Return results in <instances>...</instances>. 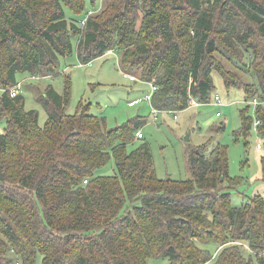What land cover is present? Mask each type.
Returning <instances> with one entry per match:
<instances>
[{"label": "trees", "instance_id": "1", "mask_svg": "<svg viewBox=\"0 0 264 264\" xmlns=\"http://www.w3.org/2000/svg\"><path fill=\"white\" fill-rule=\"evenodd\" d=\"M96 1L0 0V264H264V195L232 206L226 145L190 149L191 177L162 179L136 135L146 120L107 127L82 100L68 113V73L61 94L47 84L37 97L42 126L21 87L11 95L20 75L56 76L74 52L85 64L117 49L125 75L156 86L155 109L210 102L215 72L264 101V0ZM249 106L236 138L252 129ZM254 116L264 174V102ZM110 159L115 173H98Z\"/></svg>", "mask_w": 264, "mask_h": 264}, {"label": "rangeland", "instance_id": "2", "mask_svg": "<svg viewBox=\"0 0 264 264\" xmlns=\"http://www.w3.org/2000/svg\"><path fill=\"white\" fill-rule=\"evenodd\" d=\"M101 2L102 0L96 1L97 8ZM66 12L69 16L70 12L68 10ZM119 55L120 51L114 49L84 64L74 52L70 57L62 59L59 75L38 78L20 75V85L23 80L20 90L24 96L25 109L36 110L39 125H44L47 113L37 101V97L47 84H51L52 88L61 94L64 73H68L71 79V96L66 109L68 113H74L77 102L82 100L91 103L90 114L106 118L107 127L123 124L124 121L136 116L146 120L139 130L151 147L157 177L183 180L190 178L189 150L205 145L207 153L216 146V143H222L227 146L228 175L239 179V183L231 191L232 206L247 202L249 196L254 194L264 195V174L261 172L260 164L263 149H257L259 136L253 127L246 140L236 138L234 135L241 125L239 111L251 101L250 98H244L242 90L237 88L227 90L221 77L215 72L212 75L215 89L208 103H199L195 100L197 103L190 104L184 110L156 109L155 113L151 102L141 101L135 106H129V100L148 93L151 88L136 74H134L136 81L129 80L120 69ZM243 76L244 79H250L246 73ZM215 94L221 99L222 105L214 103ZM217 111L219 116L215 114ZM248 113L254 120L253 105L249 106ZM173 114L177 117L175 118ZM218 125H223L222 130L215 131L214 128ZM98 173L102 175L115 173L113 160L110 159ZM200 246L207 247L213 253L216 250L214 244ZM36 258L35 264H41L40 256L37 255ZM145 264H169V261L165 257L149 258Z\"/></svg>", "mask_w": 264, "mask_h": 264}, {"label": "built area", "instance_id": "3", "mask_svg": "<svg viewBox=\"0 0 264 264\" xmlns=\"http://www.w3.org/2000/svg\"><path fill=\"white\" fill-rule=\"evenodd\" d=\"M91 12H92V11L89 10L88 13H87V16L90 15ZM84 21H85V18H83V19L80 21L81 24H83ZM127 76H128L129 79H131V80L135 79L134 76H129V75H127ZM150 86H151L152 90H154V89L156 88V86H152L151 84H150ZM20 87H21V85H20V82H19V83H17V84L11 89V95H12V96H15V94L19 91ZM151 95H152L151 92H150V93H149V92H148V93H145V94L142 95L141 97H138V99H135V100L129 101V105H130V106H133V105L138 104V102H141V101L151 102V101H150V99H151ZM213 99H214V100H213L214 103H216L217 105L220 106V105L223 104L222 101H221V99L219 98V96H218L217 94H215V97H214ZM261 102H264V101H260L258 98H254V97H253V98L251 99V101H250L249 104H250V105H253V107L255 108L257 105H260ZM193 103H197V102H195V100H191L190 104H193ZM155 112H157V110L154 108V113H155ZM215 114H216L217 116L220 115L218 111H217ZM173 116H174L175 118L177 117V115H175V114H173ZM258 123H259L258 119L254 118V121H253L252 127L255 129L256 133H257L258 136H259V138H258V140H257V149H261V147H262L261 137H260V135H259V133H258V129L256 128V126L258 125ZM136 135H137L138 138L144 136L143 133H142L140 130L136 133ZM84 182H87V180H84ZM220 247H221V246H220ZM220 247H219V248H220ZM219 248L216 249V250L214 251V255H213V256H216V254L218 253ZM245 249L248 250L247 246H245ZM17 264H18V263H17Z\"/></svg>", "mask_w": 264, "mask_h": 264}, {"label": "crops", "instance_id": "4", "mask_svg": "<svg viewBox=\"0 0 264 264\" xmlns=\"http://www.w3.org/2000/svg\"><path fill=\"white\" fill-rule=\"evenodd\" d=\"M144 95V94H143ZM142 96V95H141ZM141 96H138V97H141ZM136 99V98H135ZM134 99V100H135ZM131 100H133V99H131ZM131 100H129V101H131ZM129 101H128V105H129ZM130 106V105H129ZM135 106V105H134ZM3 126H4V124L2 123L1 125H0V133H1V131L3 130Z\"/></svg>", "mask_w": 264, "mask_h": 264}]
</instances>
